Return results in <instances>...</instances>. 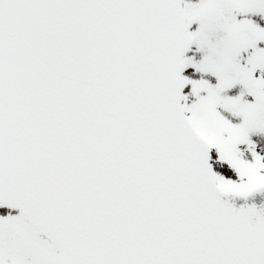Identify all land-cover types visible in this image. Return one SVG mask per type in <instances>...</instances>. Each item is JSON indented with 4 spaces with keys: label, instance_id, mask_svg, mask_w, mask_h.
Masks as SVG:
<instances>
[{
    "label": "snow or ice",
    "instance_id": "6c2138e0",
    "mask_svg": "<svg viewBox=\"0 0 264 264\" xmlns=\"http://www.w3.org/2000/svg\"><path fill=\"white\" fill-rule=\"evenodd\" d=\"M264 0H0V264H264Z\"/></svg>",
    "mask_w": 264,
    "mask_h": 264
},
{
    "label": "water",
    "instance_id": "95a60500",
    "mask_svg": "<svg viewBox=\"0 0 264 264\" xmlns=\"http://www.w3.org/2000/svg\"><path fill=\"white\" fill-rule=\"evenodd\" d=\"M258 195H256L255 197H251L249 199V202H256L257 204L264 203V200H261V199H259V197H257Z\"/></svg>",
    "mask_w": 264,
    "mask_h": 264
}]
</instances>
